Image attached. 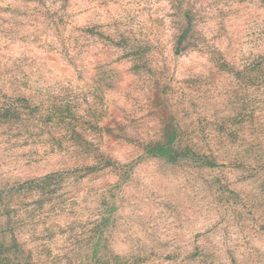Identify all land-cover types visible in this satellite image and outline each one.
<instances>
[{"label": "rangeland", "instance_id": "rangeland-1", "mask_svg": "<svg viewBox=\"0 0 264 264\" xmlns=\"http://www.w3.org/2000/svg\"><path fill=\"white\" fill-rule=\"evenodd\" d=\"M0 264H264V0H0Z\"/></svg>", "mask_w": 264, "mask_h": 264}, {"label": "trees", "instance_id": "trees-1", "mask_svg": "<svg viewBox=\"0 0 264 264\" xmlns=\"http://www.w3.org/2000/svg\"><path fill=\"white\" fill-rule=\"evenodd\" d=\"M29 188V185H22V186H19L16 190H19V191H23V190H27Z\"/></svg>", "mask_w": 264, "mask_h": 264}]
</instances>
